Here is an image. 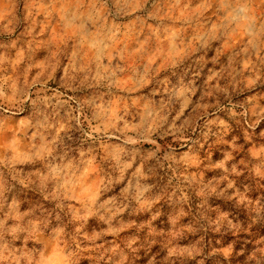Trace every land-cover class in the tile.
<instances>
[{"label": "clouds", "instance_id": "9594fccd", "mask_svg": "<svg viewBox=\"0 0 264 264\" xmlns=\"http://www.w3.org/2000/svg\"><path fill=\"white\" fill-rule=\"evenodd\" d=\"M0 264H264V0H0Z\"/></svg>", "mask_w": 264, "mask_h": 264}]
</instances>
